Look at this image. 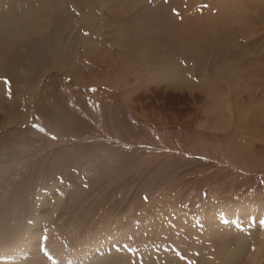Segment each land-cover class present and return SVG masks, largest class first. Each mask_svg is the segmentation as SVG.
<instances>
[{
	"label": "rangeland",
	"instance_id": "obj_1",
	"mask_svg": "<svg viewBox=\"0 0 264 264\" xmlns=\"http://www.w3.org/2000/svg\"><path fill=\"white\" fill-rule=\"evenodd\" d=\"M44 1L0 0V264H264V0Z\"/></svg>",
	"mask_w": 264,
	"mask_h": 264
},
{
	"label": "bare ground",
	"instance_id": "obj_2",
	"mask_svg": "<svg viewBox=\"0 0 264 264\" xmlns=\"http://www.w3.org/2000/svg\"><path fill=\"white\" fill-rule=\"evenodd\" d=\"M45 3L49 4V1H44ZM54 3V2H53ZM88 13V12H87ZM10 15V14H9ZM16 15V14H15ZM16 21L13 20V23L10 24V25H5L1 30H0V53L2 51L6 52L7 49L9 48L10 44H9V41L11 38H13L14 36L16 37H21L23 35V31H22V28L20 25L18 24H21L24 28L26 27V23H28L30 21L31 18H29L28 16L25 15H21L19 14L18 17H14ZM13 19V18H12ZM171 20V19H170ZM18 23V24H17ZM6 24V23H5ZM179 24H176V26H173L170 28V37H171V42L173 43H177L178 44H184L186 42L189 41V45H194L196 44V40L193 39L191 37V35H195L194 33H196L197 30H195L194 28L192 29V34H190L189 38H182L180 36H176V32L178 31V29L180 31H183L182 28H184L183 26H178ZM184 25V24H182ZM186 26V25H185ZM200 31V30H199ZM198 31V32H199ZM187 32V30H186ZM167 38V37H166ZM167 40H169V38H167ZM173 45V44H172ZM204 45V44H202ZM174 46V45H173ZM210 46H205L204 49L207 50ZM156 50V49H155ZM176 61V60H175ZM180 61V60H179ZM176 66V64L174 65ZM175 68V67H174ZM177 69V68H176ZM183 69V68H182ZM181 70V69H180ZM179 71V70H178ZM175 94L171 95L170 94H166V97L169 99V100H175L177 99L176 96L174 97ZM191 95V94H190ZM178 97H181L178 95ZM179 99V98H178ZM176 101V100H175ZM39 253V252H38ZM37 253V254H38ZM35 256H38V255H35ZM43 259V258H42ZM121 260V259H120ZM43 263H45L43 261Z\"/></svg>",
	"mask_w": 264,
	"mask_h": 264
}]
</instances>
